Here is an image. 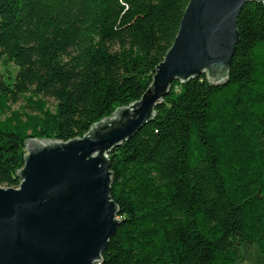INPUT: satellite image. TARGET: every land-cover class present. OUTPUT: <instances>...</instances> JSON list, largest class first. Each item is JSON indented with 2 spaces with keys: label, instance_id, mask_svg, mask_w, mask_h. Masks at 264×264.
Listing matches in <instances>:
<instances>
[{
  "label": "trees",
  "instance_id": "obj_1",
  "mask_svg": "<svg viewBox=\"0 0 264 264\" xmlns=\"http://www.w3.org/2000/svg\"><path fill=\"white\" fill-rule=\"evenodd\" d=\"M189 1L0 0V185L20 187L29 139L83 138L140 101ZM237 27L225 84L174 81L111 151L120 223L99 264L264 262V3Z\"/></svg>",
  "mask_w": 264,
  "mask_h": 264
},
{
  "label": "water",
  "instance_id": "obj_2",
  "mask_svg": "<svg viewBox=\"0 0 264 264\" xmlns=\"http://www.w3.org/2000/svg\"><path fill=\"white\" fill-rule=\"evenodd\" d=\"M264 0H190L178 35L140 101L68 142L31 138L19 188L0 185V264H99L120 223L109 155L154 120L171 84L206 74L223 85L243 8Z\"/></svg>",
  "mask_w": 264,
  "mask_h": 264
},
{
  "label": "rangeland",
  "instance_id": "obj_3",
  "mask_svg": "<svg viewBox=\"0 0 264 264\" xmlns=\"http://www.w3.org/2000/svg\"><path fill=\"white\" fill-rule=\"evenodd\" d=\"M3 65L0 62V69H2ZM12 67V66H11ZM10 69V67H8ZM3 70V69H2ZM26 106V102L21 101L18 105L13 107V110H21ZM30 110H25V112H29ZM24 112V111H23ZM240 264H264L263 260L260 257V254L256 249H246L243 253V259Z\"/></svg>",
  "mask_w": 264,
  "mask_h": 264
}]
</instances>
